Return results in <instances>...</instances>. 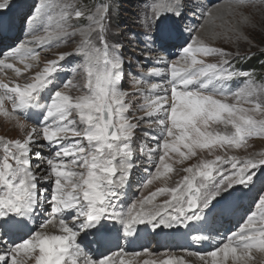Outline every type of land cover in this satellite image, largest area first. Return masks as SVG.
<instances>
[{"label":"snow or ice","instance_id":"obj_1","mask_svg":"<svg viewBox=\"0 0 264 264\" xmlns=\"http://www.w3.org/2000/svg\"><path fill=\"white\" fill-rule=\"evenodd\" d=\"M11 3L0 0V23ZM244 3L246 0H228V7ZM35 9L29 19L44 21L43 35H32L9 48L0 59V69H13L20 75L33 68L29 61H39L40 48L52 47L77 34L81 42L75 52L48 59L32 74L30 82L21 85L0 81V115L14 120L24 133L23 138H0V264H115L114 257L105 254L114 233L127 238L141 226L158 230L181 225L203 232L210 217L235 212L256 188L259 172H264V153L261 158L217 155L201 159L185 167V175L174 186L157 187L134 201L127 211L118 210L121 192L131 179L138 155L155 167V172L142 181L147 187L174 171L166 162V157L172 158L170 152L177 153L183 162L195 157L197 149L208 150L209 154L217 145L239 149L249 137L264 136V85L256 84L254 73L235 69L231 64L233 54L222 48L196 36H192V42L183 39L179 21L186 10L193 17L199 11L204 19L202 29L215 23L218 10L198 0H151L144 10V39L140 41L144 47L140 52L167 53L181 46L180 58L164 68L147 67L145 73L146 65L136 57L141 71L131 76L133 91L129 92L122 89L125 67H131L136 53L125 60L123 41L109 38L110 0H100L87 12L62 0H39ZM84 19L88 21L86 26H74ZM240 23L248 26L251 20L242 16ZM186 30L189 35L196 31ZM231 30L247 40L239 28ZM261 51L264 53V49ZM77 54L83 60L72 71L82 68L86 74L82 94L73 97L62 90L53 92L61 62ZM201 55L222 59L206 63L198 58ZM143 59L158 65L165 57L144 55ZM9 60L18 61L23 69ZM165 75L169 77L167 84L148 82ZM236 78H243L245 83L233 91L227 84ZM70 86L76 87L71 80L63 84L65 89ZM158 90L164 95H158ZM137 95L143 103L128 99ZM229 98L237 103H229ZM5 101L11 104V111ZM134 104L143 115L130 118ZM17 113L35 123L21 122ZM141 123L146 127L141 129ZM211 124L223 125L225 131L212 129ZM229 126L231 131H227ZM149 141H154L155 147ZM45 148L49 155L44 154ZM227 165L230 167L225 168ZM160 196L167 198L155 203ZM253 204L254 209L250 208L237 230L207 253L211 264H254V253L264 254V184L256 188ZM46 210L40 230L33 232L30 222L37 212L44 214ZM57 218L58 223H54ZM49 226L58 227L59 233L48 232ZM193 239L202 242L210 237L196 235ZM92 245L99 258L92 254ZM196 255L205 260L204 255ZM120 264L125 261L121 259ZM143 264L155 262L145 260ZM160 264L173 261L164 259ZM176 264H182V258L176 259Z\"/></svg>","mask_w":264,"mask_h":264},{"label":"rangeland","instance_id":"obj_2","mask_svg":"<svg viewBox=\"0 0 264 264\" xmlns=\"http://www.w3.org/2000/svg\"><path fill=\"white\" fill-rule=\"evenodd\" d=\"M19 2L22 3V0H19ZM37 2L39 3V0H30V3L26 2L27 6L21 12L18 13L19 15L21 14V20L19 18L18 25L20 26L19 29L20 33H22V37L14 39V42L12 43L10 42L11 40L4 41L3 44L0 45V59L4 58L3 53L7 52L10 47H15L22 41L30 39L32 35H43L44 21L38 19L39 26L33 33L30 34V36L27 35L25 37L26 23L29 20L28 18L35 13V5L38 4ZM62 2L77 4L87 12L89 9H93L94 5L100 3V0H62ZM105 2H108V0H105ZM110 2L113 5V10L110 16V40L113 37H116L117 39L123 41V43L125 44V48L122 49V54L125 60H128L133 52L136 53V56L132 57L133 63L131 67H125L126 75L122 84L123 90L131 92L133 91V83L131 81V76H138L141 71V69L137 68L136 66V57H140V64L146 65L143 68V71L145 73L147 72V67L157 65L153 61L146 62L143 59V56H150L152 55V53L159 51H152L147 53L140 52V49L144 47V45L140 43V41L144 39L143 33L145 31L143 27L144 10L149 8L151 0H110ZM198 2L206 5L207 8L219 9V11H216V13H218V15L216 14L217 19L215 20L214 24L208 25L209 28L207 29H210L208 31V36L202 35L201 25L204 24L203 17L200 16L199 11H197L195 17H193V13L191 11L186 10L184 18L179 21L181 31L183 32V39L187 42H192V36H196L213 47L222 48L225 51L232 53V66L237 70L249 71L254 73L253 79L255 80L256 84L264 85V53H262L261 51L262 49H264V0H246V3H244L242 6L236 7L235 5H233L231 9L228 7V0H198ZM17 5H19L17 3V0H12L11 6L7 10L3 11L2 17H10L13 9H15V6ZM242 16L248 17L251 20V24L248 26L242 25L240 23ZM87 23L88 21L84 19L79 22H74V26L82 27L86 26ZM192 28H195L196 31H193L191 35H189V32L186 29ZM233 28H239L240 30H242L244 32V35L247 36V40L238 38L237 33L231 30ZM119 33H123V35H117ZM10 36L8 38L12 39V37ZM80 42L81 37L79 34H77L76 36L67 37L65 41L60 42L59 44H56L52 47L40 48L39 61H31L30 63L35 64V66H33L30 72L27 73V75L20 74V77H18L16 82L20 83L21 85H23L25 82H30L32 74L35 71L40 70V68L44 66L45 62L48 59L56 58L59 53L75 52ZM180 53L181 46H176L174 49H170L169 52L164 53L166 54V56L168 55V59L163 62L164 65L162 63L158 64V67H160V65L166 67L168 64H171L174 61L178 60L180 58ZM237 54H239V56H237ZM160 55H163V53L155 55V57ZM249 56H251L250 59L248 58ZM240 57L244 58L241 59ZM198 58L205 60L206 63H219L222 59V57L218 55H201L198 56ZM82 60L83 58L77 54L70 56L65 61L61 62V72L57 77L56 87L52 89L53 92L56 90H62L73 97L82 94L83 85L86 82V74L82 68L78 69L76 72L72 71L73 68L82 63ZM156 79L158 78H155V80ZM168 79L169 77L165 75L161 78V80L158 81V83L167 84ZM69 80H71L72 84L76 85V87L70 86L69 88L65 89L63 87V84ZM244 83L245 80L243 78H236L233 81H230L227 84V87L232 89L233 91H236L238 88L244 86ZM157 94L164 95V92L162 93L160 90H158ZM168 95H171L170 91ZM128 99L136 101L137 104L143 103V100L140 99L138 95L130 96ZM168 99L170 102V97ZM43 102L44 101H42V103ZM228 102L237 103V101L231 98H229ZM7 104L5 105V107L9 111H11V107L9 106L10 103L8 102ZM137 104L133 105L132 111L129 113L130 118L143 115V112L139 110ZM244 106L250 107L249 105ZM1 116L3 115H0V117ZM257 118H259V116H257ZM20 120L25 124L35 123V121L33 122L32 119H26L23 115H20ZM133 122H135L134 119ZM140 127L141 129L145 128L146 123H141ZM211 128L221 132L225 131L224 126L220 124H211ZM227 131H231L230 126ZM137 135L139 136L140 133L138 132ZM22 137L23 132L20 130L17 123L14 126H9L6 125L4 121H0V138L16 139ZM169 139L172 138L170 137ZM148 143L150 144V146L155 147L154 141H149ZM162 151L163 150L161 149V152ZM261 153H264V136L249 137L246 142V145L239 149L228 146L222 148L217 145L212 149L211 154H209L208 150L197 149V155L195 157H191L188 160H183V162H180L182 158L179 157L177 153L170 152L169 155L172 158L169 159L168 157H166V162L172 165L174 171L166 175V181H168L166 184H168V186H174L175 183L183 175H185L183 169L185 167H188L189 165L198 164L201 159H214L217 155L222 157L232 155L241 159L247 158L249 156L261 158ZM156 159L158 160V155ZM135 164L136 167L133 170L131 179L121 192V198L118 202V210L122 209L124 211H127V208L134 201L142 199L143 196L148 195L157 187H163L165 184V180H154L151 184H148L147 187H145L142 181H145L147 179L148 173L155 172V167L154 165L147 163L146 160L144 158L139 157V155L135 160ZM227 167H230V165L225 166V168ZM76 170L79 171L80 169ZM261 184H264V172H259V175L256 179V188H259ZM256 188H254L252 192L249 193L243 199L240 206L235 212L230 213L224 217L217 216L215 219H212L210 217L209 222L205 226V230L203 232H198L195 231L193 228L181 225L179 228L185 230V234L183 235V241L181 242L178 239H174V228H160V230L149 229V231H146L144 233V235H148V238L146 240H143L144 238L140 239L139 244H133L134 246L132 247L130 244L131 242H134L135 239H129V237L125 238L122 234L117 235L114 233L112 235L114 238L113 241H115L116 243L118 242V246L123 245L122 249L124 250V252L126 251L130 253H140L145 252V249H147V254L153 257H147L144 260L154 261L155 264H160V262L165 259V257H162L164 253L169 252L170 254H177L181 251H187L192 253V255L195 256V258L199 261L197 262L198 264H211L212 258L208 259L209 257L207 256V253L209 251L214 250V247L218 246V242L222 238L226 237L230 232L237 230L239 225L243 223L242 218H246V215L248 214L250 208L254 209L253 196L255 195ZM166 198L167 197L165 196L157 197L155 203H159ZM36 218L37 213L34 216V219ZM34 230L32 229L33 232ZM154 231L156 234H153ZM160 233L164 235L163 241L158 242L156 240V235L157 237H159ZM196 235H205L210 237V239L202 242H196L193 239V237ZM173 239L177 242H174ZM93 246L94 245H92L91 247V252L95 257H97L99 253ZM106 248L107 251L105 252V254L112 256V253L115 251L112 247V244H107ZM196 253L204 255L205 260H201L200 256L196 255ZM254 255L256 258H258L260 253H254ZM169 258L170 257H166V259ZM170 259H172V257ZM173 264H176L175 260H173ZM182 264L193 263L184 261L182 262Z\"/></svg>","mask_w":264,"mask_h":264},{"label":"bare ground","instance_id":"obj_3","mask_svg":"<svg viewBox=\"0 0 264 264\" xmlns=\"http://www.w3.org/2000/svg\"><path fill=\"white\" fill-rule=\"evenodd\" d=\"M30 3V0H22V3L21 2H19V0H17V3L19 4V5H17V6H15V9H13V11H12V14H11V16L10 17H7V16H4L3 17V21H2V23H0V45H2L3 44V42L4 41H8V40H11L10 42L12 43V42H14V39H18V38H20V37H22V33H20V29H19V18H20V20H21V14L19 15L18 13L19 12H21L26 6H27V3ZM38 3V2H37ZM31 8V7H30ZM35 10V9H34ZM218 11H219V9H217ZM27 12V11H26ZM215 14H217L218 15V13H215ZM219 14H220V12H219ZM34 15V14H33ZM33 15L32 16H30V17H33ZM29 19V18H28ZM40 24H41V22H40ZM39 26V22H38V19L37 20H32V19H29L28 20V22L26 23V33H25V37L27 36V35H29L30 36V34L31 33H33L35 30H36V28ZM207 28H209V26L208 25H206L203 29H201V34L202 35H206V36H208V31L210 30V29H207ZM211 28V27H210ZM19 29V30H18ZM39 32H40V30H39ZM38 33V32H37ZM19 34V35H18ZM11 35V36H10ZM12 37V39H9L8 37ZM13 40V41H12ZM25 40V39H24ZM28 40V39H27ZM176 46H174V47H172L171 49H174ZM11 48V47H10ZM161 52H154V53H152V55H150V56H152V57H155V55H158V54H160ZM162 54V53H161ZM163 56L165 57V60L164 61H166V59H168L167 58V56H166V54H164L163 53ZM174 61V60H173ZM177 61V60H176ZM176 61H174V62H176ZM8 62H11V63H14V64H16V66L17 67H20V68H22L23 69V65L22 64H19V62L18 61H14V60H9ZM31 61H29V63H30ZM147 62V61H146ZM162 64H163V62H162ZM164 65V64H163ZM163 65H160V67L162 68V67H164ZM33 66H35V64H33ZM153 66H158V65H153ZM28 72H30V71H28ZM28 72H22L21 74H26L27 75V73ZM18 77H20V75H17L16 74V72L13 70V69H0V81H4V82H6V83H17L16 82V80L18 79ZM162 78V77H161ZM161 78H158V79H156L155 80V78H152V79H150L148 82L149 83H158V81L159 80H161ZM163 81V80H162ZM164 84H166V83H164ZM162 93H163V91H161ZM158 95H162V94H158ZM169 97H170V100H171V95H168ZM168 97V98H169ZM8 102L7 101H5V105L7 104ZM8 105V104H7ZM9 106L12 108V106H11V104H9ZM10 109V108H9ZM33 111H36V110H33ZM17 114H19V113H17ZM33 120V122H34V119H32ZM0 121H4L5 123H6V125H9V126H14V125H16V123H15V121L14 120H11V119H9L8 117H5V116H1L0 117ZM34 123H31V124H27V125H33ZM21 130V129H20ZM23 135H24V133H23ZM23 138V137H22ZM44 154L45 155H49L50 153H49V151H48V149L47 148H45V150H44ZM157 180H159V181H164L165 180V184H164V186H168V184H166L168 181H166V176H164V177H161V178H159V179H157ZM47 215V210H46V212L44 213V214H41V213H39V212H37V218L36 219H33V221L32 222H30V224H29V227L31 228V230L33 229H35L34 231H37V230H40L39 229V224H40V222L45 218V216ZM54 223H58V218H57V221H55ZM149 229H151V227L149 226L147 229H145L143 226H141L140 227V230H139V232L137 233V234H135V236H133V237H129V239H135V241L134 242H131V247L132 246H134L135 244H139V242H140V239H142V238H144L143 240H146L147 238H148V235H144V233L146 232V231H149ZM160 230V229H159ZM175 230H176V233H175ZM178 230V231H177ZM47 231L48 232H51V233H59V229H58V227H56V226H49L48 228H47ZM169 233V232H168ZM153 234H156L155 233V231H154V233ZM185 234V230L183 229H181V228H174V233H173V237H174V239H178L180 242L181 241H183V235ZM22 235V234H21ZM163 236L164 235H162V233H160L159 234V237H157V235H156V240L158 241V242H160V241H163ZM110 239V238H109ZM169 239V238H168ZM173 239V240H174ZM114 240V238H113V236H112V238H111V244H112V247H113V249L115 250L112 254V256L114 257V259H115V264H120V261H121V259H123L124 261H125V264H143V262L145 261L144 259L145 258H147V257H153V256H150V255H148L146 252H140V253H130V252H124V250L122 249V247H123V245H119L118 246V242L116 243L115 241H113ZM172 240V239H171ZM123 242H124V240H123ZM171 242V241H170ZM174 242H177V241H175L174 240ZM109 243V244H110ZM122 244V243H121ZM134 244V245H133ZM177 244V243H176ZM125 245V244H124ZM126 248V247H125ZM128 251V250H127ZM94 252V251H93ZM137 254H139V255H137ZM162 257H165V259H166V257H172V261L173 260H175L176 261V259H178V258H182V262H184V261H186V262H191V263H193V264H198L197 262H199L196 258H195V256H193L192 255V253H190V252H187V251H181V252H179V253H177V254H170L169 252L168 253H164V255H162ZM96 258H99V254L97 255V257ZM211 257H209L208 259H210ZM254 264H264V254H260L259 255V257L258 258H256L255 259V261H254Z\"/></svg>","mask_w":264,"mask_h":264}]
</instances>
